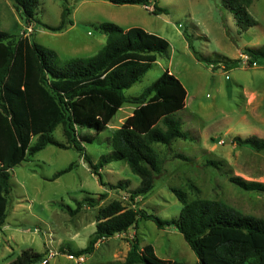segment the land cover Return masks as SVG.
I'll use <instances>...</instances> for the list:
<instances>
[{"label": "rangeland", "instance_id": "obj_1", "mask_svg": "<svg viewBox=\"0 0 264 264\" xmlns=\"http://www.w3.org/2000/svg\"><path fill=\"white\" fill-rule=\"evenodd\" d=\"M250 1L248 11L256 24L240 30L223 0H152L148 6L106 0H38L37 19L57 26L67 7L71 23L60 31L33 24L35 30L29 31L11 1L0 0V30L32 34L36 43L55 50L60 62L96 53L106 41L98 28L103 21L123 28L138 26L162 36L168 41L166 51L124 93L140 94L164 71L176 76L187 93L185 106L174 113L185 138H176L169 146L154 145L163 159L162 171L151 190L134 200L127 191L136 188L140 179L124 160H113L99 170L105 183L124 184V189H110L99 183L83 158L84 154L97 162L112 150L111 135L131 114L133 103H124L91 142L83 143L82 154L71 147L48 144L11 168L7 214L0 230V264L6 254L11 253L12 260L27 248L57 252L48 264H119L129 249L127 240L134 237L140 246L151 244L159 258L198 264L174 226L159 228L145 218L125 233L98 240L93 252L82 254V262L67 258L66 252L88 244L98 209L112 200L162 219L178 217L181 203L171 187L183 189L189 200H221L244 214L264 219V191L244 190L229 180L238 176L264 183V151L232 141L235 136L264 138V60L249 64L241 53L245 47L264 45V0ZM154 3L161 8L158 14L152 13ZM194 51L208 62L197 60ZM234 59L233 65L222 67V60ZM51 136L66 141L61 124ZM35 140L33 137L31 144ZM71 162L74 165L69 171L53 177ZM102 193L106 197L97 205L83 204L78 212L70 213L76 200L97 198Z\"/></svg>", "mask_w": 264, "mask_h": 264}, {"label": "trees", "instance_id": "obj_2", "mask_svg": "<svg viewBox=\"0 0 264 264\" xmlns=\"http://www.w3.org/2000/svg\"><path fill=\"white\" fill-rule=\"evenodd\" d=\"M25 27L35 25L60 31L68 23L69 9L64 7L60 23L48 25L36 18L38 0H10ZM113 4L151 5L152 0H106ZM240 30L255 25L248 11L250 0H223ZM161 11L156 3L152 13ZM99 30L106 35L102 47L89 56H75L60 62L55 50L32 40L31 35L13 34L0 30V230L7 214V194L10 192V169L48 144L73 148L81 154L83 143L91 142L103 130L124 103L135 106L130 115L111 135L112 150L97 162L83 154L90 172L101 185L124 189V184H108L102 180L100 168L113 160H124L139 179V185L128 190L131 200L144 195L153 187L154 179L163 168V159L155 144L169 146L176 138H185L174 113L185 106L186 90L181 81L164 71L142 92L126 96L124 90L135 84L164 53L168 41L141 27L123 28L103 21ZM32 33V32H31ZM188 40V38H187ZM188 46L193 49L188 40ZM249 64L264 60V45L245 47L241 51ZM197 60L208 59L194 51ZM237 59L222 60V67L233 65ZM62 125L65 143L51 136ZM33 137L36 140L31 144ZM236 145H246L264 151V138L235 136ZM217 166V162L210 161ZM69 163L54 173L57 177L73 167ZM229 180L244 190L264 191V183L248 181L238 176ZM181 203L176 218L162 219L142 208L125 207L112 200L96 214L95 230L85 247L71 251L74 255L93 252L98 240L125 233L140 218L152 220L159 228L174 226L195 254L198 264H264V219L244 214L217 199L189 200L181 188L171 187ZM106 197L86 196L76 200L71 214L83 204L95 206ZM129 249L119 264H189L179 260L159 258L151 244L139 245L137 238L127 240ZM44 253L23 249L7 264H37Z\"/></svg>", "mask_w": 264, "mask_h": 264}, {"label": "built area", "instance_id": "obj_3", "mask_svg": "<svg viewBox=\"0 0 264 264\" xmlns=\"http://www.w3.org/2000/svg\"><path fill=\"white\" fill-rule=\"evenodd\" d=\"M27 30H31V27H27ZM45 254L47 255V257H44L43 260L41 261L43 264H48L49 263V259L54 257L57 252H55L54 250L49 249L48 251H45ZM67 258L72 259L76 262H82L83 261V255H74L72 253L66 252Z\"/></svg>", "mask_w": 264, "mask_h": 264}, {"label": "crops", "instance_id": "obj_4", "mask_svg": "<svg viewBox=\"0 0 264 264\" xmlns=\"http://www.w3.org/2000/svg\"><path fill=\"white\" fill-rule=\"evenodd\" d=\"M35 30V29H34ZM10 255H11V253H8V254H6V256L4 257V259H5V262H3V264H7L10 260Z\"/></svg>", "mask_w": 264, "mask_h": 264}, {"label": "water", "instance_id": "obj_5", "mask_svg": "<svg viewBox=\"0 0 264 264\" xmlns=\"http://www.w3.org/2000/svg\"><path fill=\"white\" fill-rule=\"evenodd\" d=\"M227 142H229V140Z\"/></svg>", "mask_w": 264, "mask_h": 264}]
</instances>
